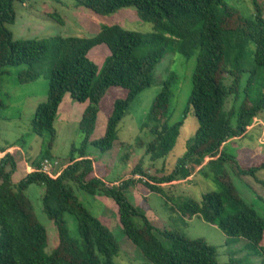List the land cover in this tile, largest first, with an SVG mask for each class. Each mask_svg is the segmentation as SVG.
Returning a JSON list of instances; mask_svg holds the SVG:
<instances>
[{
	"label": "trees",
	"instance_id": "16d2710c",
	"mask_svg": "<svg viewBox=\"0 0 264 264\" xmlns=\"http://www.w3.org/2000/svg\"><path fill=\"white\" fill-rule=\"evenodd\" d=\"M26 1L0 0V112L6 108L1 98L4 69L24 66L18 75L21 84L41 78L48 81L47 101L37 106L31 130L50 140L49 150L17 182L14 177L23 159L20 148L11 146L1 152L0 264H118L121 244L117 236L81 204L76 190L112 200L123 234L145 260L141 264H222L216 247L181 232L160 231L142 205L136 206L127 196L140 183L171 203L165 187L190 181L197 166L198 174L214 180L220 191L205 194L201 202L193 198L183 201L176 210L188 220L201 215L206 223L235 239V244L247 242L245 257L224 264H244L245 260L252 264L248 260L252 257L264 264V219L239 196L230 177L231 173L252 177L264 187V181L257 178L264 170V156L237 144L264 113V7L259 0H254L252 18L242 16L226 0H75L77 7L101 16L135 7L140 20L152 24L154 32L105 26L90 39L17 40L7 25L15 23V4ZM101 45L110 54L99 67L89 54ZM172 46L186 59L196 58L187 111L181 121L173 123L175 76L171 75L142 125L151 139L140 145L145 146L144 157L150 163L165 159L177 144L189 110L198 121L195 136L167 174L165 168L154 169L156 176H151L150 167L144 168L140 162L128 178L109 182L103 174L97 175L90 148L102 153L112 150L120 123L135 99L153 86L155 69ZM66 95L86 105L79 123L83 141L78 147L73 145L68 165L58 177H52L42 173L40 166L45 159L53 160L55 122ZM230 99L240 105L229 113L226 105ZM101 112L107 117L105 135L92 141ZM127 160L123 156L122 161ZM32 185L44 189L43 212L56 228L52 240L26 194ZM67 215L75 217L76 237Z\"/></svg>",
	"mask_w": 264,
	"mask_h": 264
},
{
	"label": "rangeland",
	"instance_id": "374dc122",
	"mask_svg": "<svg viewBox=\"0 0 264 264\" xmlns=\"http://www.w3.org/2000/svg\"><path fill=\"white\" fill-rule=\"evenodd\" d=\"M226 1L236 8L242 16L252 18L255 15L254 0ZM259 4L264 7V0H259ZM14 10L15 23L7 25V29L13 33L14 38L17 40L43 39L56 36L90 39L96 37L105 26H120L125 30L142 34L154 32L152 24L140 20L135 7L121 9L109 16H101L86 8L77 7L75 0H27L25 4L16 3ZM109 54L108 48L101 45L95 47L90 52L89 57L96 65L101 67ZM195 66L196 58L188 60L174 46L169 48L166 56L155 69L153 86L135 99L127 116L120 123L118 138L114 142L112 150L102 153L97 149H93V147L90 148V154L95 159L97 175L101 176L103 174L107 181L114 182L121 180L126 175L128 178L133 168L140 162L143 163L144 168L150 167L149 175L151 176H156L154 169L162 170L165 168L167 174L176 166L178 160L186 154L189 142L192 141L198 129V121L194 112L189 110L186 113L180 137L174 150L165 159L152 163L144 157L145 146L140 145V143L146 145L151 139L150 133L144 130L142 125L148 118L155 98L171 75L175 76V82L172 85L173 123H177L184 118L192 91V76ZM25 69L24 66L4 69L5 75L1 83V98L6 104V108L0 112V158L3 150L11 146H17L23 149L21 163L25 162L26 158L30 169L33 161L49 150V136H39L31 130V122L37 106L47 101L48 81L41 78L31 84H21L18 75ZM239 105V102L230 99L226 105V111L230 113L233 109L237 110ZM85 108L86 105L78 103L69 95L65 96L60 107L59 116L55 122L57 137L50 152L53 160H59L64 166L68 164L73 145L78 147L83 141L82 134L79 131V123ZM235 121L234 118V123ZM106 123L107 117L101 112L92 141H98L104 137ZM237 144L243 147L249 146L253 149L255 155L264 156V113L254 120L248 136ZM125 155L128 156V160L122 161ZM199 168L197 166L194 170L192 169L190 181L177 183L174 187H165L168 196L173 199L171 203H168L164 196L150 193L140 183H136L135 186L130 188L127 196L136 206L142 205L150 221L160 231L166 228L184 233L191 239L205 240L209 245L217 248L218 261L222 264L228 263L232 259L238 261L248 254L245 248L247 244L245 240L235 244V239L228 238L217 226L206 223L201 215L188 220L184 219L181 213L176 210L177 205L182 204L183 201L193 198L201 202L205 194L220 191V186L214 180L198 174ZM23 171L24 166L21 164L18 173L14 177L15 182L24 176ZM230 177L239 196L253 206L264 219V187L252 177H239L232 173ZM257 178L264 181V170L257 174ZM135 179H138V177H135ZM26 194L33 204L37 220L47 229L49 239L50 237L51 240L54 239L56 228L43 212V187L32 185ZM76 195L81 204L91 214L109 225L117 236L121 244V253L116 259L118 264H141L145 262L140 252L123 234L118 220V211L112 200L101 196H91L78 190H76ZM145 199L146 201H144ZM173 207L175 210H171ZM66 220L71 234L76 237L75 217L67 215ZM248 260L252 264L261 263L259 257L248 258ZM244 264H246V260Z\"/></svg>",
	"mask_w": 264,
	"mask_h": 264
},
{
	"label": "built area",
	"instance_id": "2783aa9c",
	"mask_svg": "<svg viewBox=\"0 0 264 264\" xmlns=\"http://www.w3.org/2000/svg\"><path fill=\"white\" fill-rule=\"evenodd\" d=\"M64 167L59 160L45 159L40 166V171L46 175L58 177Z\"/></svg>",
	"mask_w": 264,
	"mask_h": 264
},
{
	"label": "crops",
	"instance_id": "0c3cea01",
	"mask_svg": "<svg viewBox=\"0 0 264 264\" xmlns=\"http://www.w3.org/2000/svg\"><path fill=\"white\" fill-rule=\"evenodd\" d=\"M59 112H60V111H59ZM20 150H21V155H23V149L20 148ZM22 164H23V166H24V171H23V172L25 173L24 175H26V174L28 173V171L31 169V168H30V169L28 168V167H29V166H28V165H29V162H28V160H26V158H25V162H23ZM61 165H62V164H61ZM66 165H68V164H65V166H66ZM20 166H21V165H20ZM63 166H64V165H63ZM32 167H33V166H32ZM26 169H27V170H26Z\"/></svg>",
	"mask_w": 264,
	"mask_h": 264
}]
</instances>
